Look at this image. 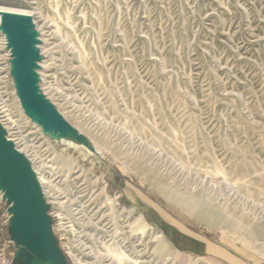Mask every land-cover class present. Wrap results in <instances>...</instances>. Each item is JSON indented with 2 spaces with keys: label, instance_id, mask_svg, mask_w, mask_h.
<instances>
[{
  "label": "rangeland",
  "instance_id": "obj_1",
  "mask_svg": "<svg viewBox=\"0 0 264 264\" xmlns=\"http://www.w3.org/2000/svg\"><path fill=\"white\" fill-rule=\"evenodd\" d=\"M0 8L32 13L39 108L55 135L26 110L2 22L0 129L73 264H117V245L139 264H264V0ZM9 195L0 170V212ZM167 226L211 253L166 252Z\"/></svg>",
  "mask_w": 264,
  "mask_h": 264
},
{
  "label": "crops",
  "instance_id": "obj_2",
  "mask_svg": "<svg viewBox=\"0 0 264 264\" xmlns=\"http://www.w3.org/2000/svg\"><path fill=\"white\" fill-rule=\"evenodd\" d=\"M6 204L9 207L6 205L5 212H0L5 216L1 222L7 221L4 225L0 223V264L5 263L1 259L2 256L8 264H73L55 236L53 221L47 211L42 214L41 219L35 220L34 217L35 221L32 223L33 219L30 220L22 208L15 204L10 206L8 202ZM167 227L169 230L163 232L166 237V252L175 249L178 252H203L202 254L207 255L211 253L207 240L196 238L190 233L185 234L186 232L177 228ZM5 244L10 245L6 252ZM238 260L235 259L237 264Z\"/></svg>",
  "mask_w": 264,
  "mask_h": 264
},
{
  "label": "water",
  "instance_id": "obj_3",
  "mask_svg": "<svg viewBox=\"0 0 264 264\" xmlns=\"http://www.w3.org/2000/svg\"><path fill=\"white\" fill-rule=\"evenodd\" d=\"M13 30L15 32V39L14 42H11L14 47V52L16 54L17 51L18 55L21 58L22 64H28L30 59V39L27 34L24 22L21 20L14 21ZM17 78L22 97L28 103L32 104L38 113L45 116V114H43L39 108L44 107V105L42 104L40 99H38L34 95L30 76L23 67L18 69L16 80ZM45 117L47 118V116ZM10 145L12 152L15 154V156L19 157L20 155H18L11 143ZM0 152L10 160V163L7 164V167H0L2 175L7 180L10 199L14 202L15 206L22 208L23 212L30 220H32L34 217L35 220L41 219L42 214L47 211V209L44 203H42V199L39 193L35 190L29 167L24 165L22 162L20 163L13 161V159H11V156L5 151L1 142ZM35 220L33 219L32 223Z\"/></svg>",
  "mask_w": 264,
  "mask_h": 264
},
{
  "label": "bare ground",
  "instance_id": "obj_4",
  "mask_svg": "<svg viewBox=\"0 0 264 264\" xmlns=\"http://www.w3.org/2000/svg\"><path fill=\"white\" fill-rule=\"evenodd\" d=\"M0 22H2L4 24L5 30L3 33H8L10 39L12 42H14L15 39V32L13 30V22L16 20H21L24 22L27 34L29 36L30 39V59L28 64H22L21 58L18 55L17 51H16V63H15V67H16V76H17V71L19 68H24L29 76H30V81L32 83V87L34 90V95L40 99L41 102H43V100L40 98L39 94L36 91V86H35V78H34V42H35V37L32 35V33L30 32L31 30L29 29L30 25H29V21L32 17V13L30 11L27 10H21V9H12V8H0ZM1 23V24H2ZM2 28V27H1ZM17 83H18V87H19V82H18V78H17ZM20 90V87H19ZM21 92V91H20ZM23 103L26 107L27 112L29 113V115L36 121L40 122L42 125H44V127L46 128V131L49 132L51 135H55L54 131H53V126H51L52 123H50L48 121V119L44 116L41 115L40 113L37 112V110L35 109V107L28 103L24 98H23ZM51 109V107H50ZM0 142L2 143L5 151L11 156V159H13V161L16 162H22L24 165L29 166L28 162L22 158H19L17 156H15V154L12 152L11 149V145H10V140L8 138L5 137V135L2 133V131L0 130ZM19 153V152H18ZM10 163V160L8 157H6L5 155H3L0 152V167L5 168L7 167V164ZM209 219L211 220L210 222L213 225H221L222 224V220L219 219L217 216L216 217H212L211 215L209 216ZM232 227L235 228H241V225L239 223H231ZM148 224H146L145 222L141 224L140 230L142 232H145L147 229ZM113 257L115 258V260L117 261V264H129V263H134V264H139L138 261L133 260L132 258H130L122 249L120 246L117 245V248L115 251H111ZM79 264H84L82 261H80V259H77ZM114 260V259H113Z\"/></svg>",
  "mask_w": 264,
  "mask_h": 264
},
{
  "label": "built area",
  "instance_id": "obj_5",
  "mask_svg": "<svg viewBox=\"0 0 264 264\" xmlns=\"http://www.w3.org/2000/svg\"><path fill=\"white\" fill-rule=\"evenodd\" d=\"M6 222H7V221H6ZM9 247H10V245H9V244H6L5 247H4V251L6 252V250L9 249ZM4 258H5L4 256L1 257V259H3L4 262H5L4 264H8V263H7V260L4 259Z\"/></svg>",
  "mask_w": 264,
  "mask_h": 264
}]
</instances>
